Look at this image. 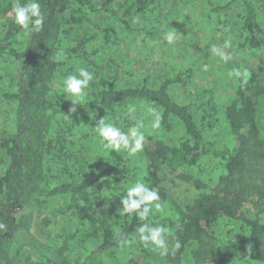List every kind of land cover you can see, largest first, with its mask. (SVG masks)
<instances>
[{
  "label": "trees",
  "instance_id": "1",
  "mask_svg": "<svg viewBox=\"0 0 264 264\" xmlns=\"http://www.w3.org/2000/svg\"><path fill=\"white\" fill-rule=\"evenodd\" d=\"M28 2L0 0V17ZM38 2L41 31L10 20L0 33V103L11 107L0 130V264H264V208L247 214L236 190L264 159V63L246 68L247 82L234 76L221 102L209 86L180 98L171 88L190 83L191 65L136 73L110 57L125 37L144 41L161 25H182L180 8L168 11L165 0ZM198 2L212 32L230 30L239 50L264 48V0ZM81 67L95 79L70 114L64 80ZM141 103L157 109L159 130L175 139L147 134L135 155L106 150L99 120L128 131V105ZM137 181L160 194L163 210L149 219L165 227L167 256L140 242L134 229L146 221L119 215ZM177 182L196 190L187 203L169 192ZM38 218L44 236L34 230ZM174 237L181 248L173 255Z\"/></svg>",
  "mask_w": 264,
  "mask_h": 264
},
{
  "label": "rangeland",
  "instance_id": "2",
  "mask_svg": "<svg viewBox=\"0 0 264 264\" xmlns=\"http://www.w3.org/2000/svg\"><path fill=\"white\" fill-rule=\"evenodd\" d=\"M165 1L168 11L171 9L177 11L180 8V18L177 17L176 20L182 25L176 26L174 29L168 25H161L159 33L153 38L143 41L142 39L133 40L125 37L119 45L112 46L110 57L114 58L121 65V68L136 73H141L148 68L153 73L159 71L160 74L164 65L174 61L180 65L181 69L191 65L193 79L187 86H172V93L181 98L188 96L191 92L195 93L198 88L209 86L216 91V99L221 102L222 98L230 91L234 76L229 75V73L233 68L244 70L255 64L264 63V48L251 52L239 50L234 44V35L230 30L223 29L212 32L210 26L201 19L199 11L196 9L198 0ZM175 4L177 8H172ZM10 20H14L12 11L0 17V33L3 31L4 25ZM135 24H141V20L136 19ZM169 32L176 33V39L171 44L167 43L165 39ZM229 39L231 40V47L224 49V42ZM212 46L227 52L230 57L228 61L225 62L220 56L212 53L210 50ZM172 57L177 58L173 60ZM204 66H207V71L204 70ZM135 107V113L129 114V116L131 119L135 117L134 122L144 120L146 125L145 136L147 134H160L169 141L175 139V131L165 134L159 129L154 130L150 127L152 117L147 112V109L151 107L150 105L141 103ZM258 114L260 125L264 129V95L260 98ZM10 115L11 107L0 103V130L6 125ZM84 131L91 132L89 129ZM260 163L263 166H260ZM260 163L254 166L255 171L252 176L246 174L247 186L243 183L236 185V190L243 193L242 208L247 214L264 208V159ZM169 192L179 202L187 203L192 199L196 190L189 184L177 182L174 185L170 184ZM43 216L45 214L41 215V217ZM34 230L41 236L45 235L46 230L40 218L35 221ZM262 239L264 240V234ZM27 254V252L23 254L25 259ZM106 264L109 263L106 262Z\"/></svg>",
  "mask_w": 264,
  "mask_h": 264
},
{
  "label": "clouds",
  "instance_id": "3",
  "mask_svg": "<svg viewBox=\"0 0 264 264\" xmlns=\"http://www.w3.org/2000/svg\"><path fill=\"white\" fill-rule=\"evenodd\" d=\"M12 12L14 14L15 24L19 25L26 33L31 34L43 29L46 17L41 11L38 0H29L26 4H17L13 7ZM165 39L167 43H173L176 39V33H167ZM229 47H231L230 39L225 40L223 45L224 49ZM210 50L215 55L220 56L225 62L230 58L229 54L221 48L212 46ZM204 70L207 71V66H204ZM229 75H233L247 82L248 71L247 69L241 70L240 68H233ZM94 79V74L83 67L78 70V75H69L65 78L64 90L66 93L71 94V101L74 105L69 110L70 114L76 112L75 105H80V101L87 95L86 89L89 88ZM135 111V105H128V113L130 115L135 113ZM147 112L152 117L150 127L154 130L159 129L162 116L154 107H149ZM66 118H69V116L66 115ZM145 128V122L141 119L137 120L128 131H122L116 123H107L104 118H101L95 127L98 135L105 141L103 147L106 150L119 152L123 149L129 155H135L143 150L146 139ZM160 199V194L155 188H150L143 182L137 181L127 189L126 196L121 199L122 209L119 211V215L135 213V216L139 220L146 221L134 229L140 242L145 247L153 246L155 249H158L161 256H167L170 252V247L169 241L166 238L165 227L159 223H153L149 219L154 211L160 212L163 210ZM4 227L5 225L0 223V229ZM121 243L127 245L130 241L125 239ZM180 248V240L174 237L173 243L171 244V253L174 255Z\"/></svg>",
  "mask_w": 264,
  "mask_h": 264
}]
</instances>
